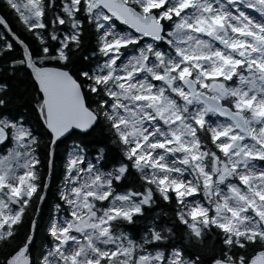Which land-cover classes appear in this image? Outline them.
Wrapping results in <instances>:
<instances>
[{
	"label": "snow or ice",
	"instance_id": "snow-or-ice-1",
	"mask_svg": "<svg viewBox=\"0 0 264 264\" xmlns=\"http://www.w3.org/2000/svg\"><path fill=\"white\" fill-rule=\"evenodd\" d=\"M0 264H264V0H2Z\"/></svg>",
	"mask_w": 264,
	"mask_h": 264
},
{
	"label": "trees",
	"instance_id": "trees-1",
	"mask_svg": "<svg viewBox=\"0 0 264 264\" xmlns=\"http://www.w3.org/2000/svg\"><path fill=\"white\" fill-rule=\"evenodd\" d=\"M0 7H2V0H0ZM24 110V109H21ZM71 141H66L64 144H61L57 148V161H56V172L54 174V183L50 189L49 203L42 208V216H41V229L42 231L46 228L47 221L49 218V214L52 211L51 204L53 202V197L55 191L57 190V186L61 183V169L63 167V155L66 154V144H70Z\"/></svg>",
	"mask_w": 264,
	"mask_h": 264
}]
</instances>
